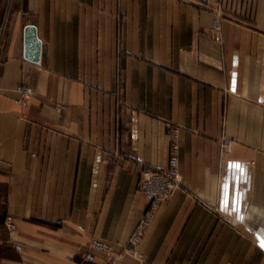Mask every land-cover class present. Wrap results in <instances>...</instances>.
I'll list each match as a JSON object with an SVG mask.
<instances>
[{
	"label": "crops",
	"instance_id": "obj_1",
	"mask_svg": "<svg viewBox=\"0 0 264 264\" xmlns=\"http://www.w3.org/2000/svg\"><path fill=\"white\" fill-rule=\"evenodd\" d=\"M175 128L187 190L138 258L122 249L147 208L140 175L166 165ZM262 232L264 0H0V264H107L93 239L126 264H264Z\"/></svg>",
	"mask_w": 264,
	"mask_h": 264
},
{
	"label": "built area",
	"instance_id": "obj_2",
	"mask_svg": "<svg viewBox=\"0 0 264 264\" xmlns=\"http://www.w3.org/2000/svg\"><path fill=\"white\" fill-rule=\"evenodd\" d=\"M220 20V12L213 14V26L217 28ZM15 101L26 106L33 95V88L25 84H19L15 87ZM234 140L228 137H221L220 146L222 149L229 150ZM179 139L177 128L173 130L169 145V155L164 167H148L143 170L138 183L139 193L147 200V208L137 221L132 233L125 242L122 251L128 252L138 258H142L143 253L140 249L143 236L154 219L156 210L163 203L169 200L177 190H187L179 171ZM4 225L10 232L17 228L12 216L7 215L4 218ZM94 250H100L105 254V263L107 264H126L120 261V253L113 251L110 245L102 240L93 239L89 243ZM18 247V245H16ZM85 260L92 261L94 255L88 253Z\"/></svg>",
	"mask_w": 264,
	"mask_h": 264
},
{
	"label": "water",
	"instance_id": "obj_3",
	"mask_svg": "<svg viewBox=\"0 0 264 264\" xmlns=\"http://www.w3.org/2000/svg\"><path fill=\"white\" fill-rule=\"evenodd\" d=\"M42 43L37 36L36 26L27 23L24 26V58L38 63L41 60Z\"/></svg>",
	"mask_w": 264,
	"mask_h": 264
},
{
	"label": "snow or ice",
	"instance_id": "obj_4",
	"mask_svg": "<svg viewBox=\"0 0 264 264\" xmlns=\"http://www.w3.org/2000/svg\"><path fill=\"white\" fill-rule=\"evenodd\" d=\"M230 168H234L238 171H242L240 169V165L235 164V165H231L230 164ZM230 184L226 181L224 186H223V194H222V200H221V205L222 208L224 210H229V207H235V205L237 203H239L238 199H232L231 195H230ZM258 241L260 243L261 247H264V232H262L259 236H258Z\"/></svg>",
	"mask_w": 264,
	"mask_h": 264
},
{
	"label": "rangeland",
	"instance_id": "obj_5",
	"mask_svg": "<svg viewBox=\"0 0 264 264\" xmlns=\"http://www.w3.org/2000/svg\"><path fill=\"white\" fill-rule=\"evenodd\" d=\"M215 11H219L220 12V20H219V24H218V26H217V28L216 27H214L213 26V14H214V12ZM211 12H212V29L213 30H219L220 29V24H221V19H222V17H223V8H222V6L221 5H217V6H215L212 10H211ZM232 139V138H231ZM181 175V174H180ZM182 179V178H181ZM183 190V189H182Z\"/></svg>",
	"mask_w": 264,
	"mask_h": 264
}]
</instances>
